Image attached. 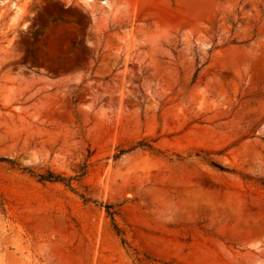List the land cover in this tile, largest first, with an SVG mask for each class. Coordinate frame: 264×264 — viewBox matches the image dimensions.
Wrapping results in <instances>:
<instances>
[{"label": "rangeland", "instance_id": "obj_1", "mask_svg": "<svg viewBox=\"0 0 264 264\" xmlns=\"http://www.w3.org/2000/svg\"><path fill=\"white\" fill-rule=\"evenodd\" d=\"M0 159V264H264V0H0Z\"/></svg>", "mask_w": 264, "mask_h": 264}, {"label": "trees", "instance_id": "obj_2", "mask_svg": "<svg viewBox=\"0 0 264 264\" xmlns=\"http://www.w3.org/2000/svg\"><path fill=\"white\" fill-rule=\"evenodd\" d=\"M6 160L5 159H0V162H3ZM213 166H215L216 168H218L219 170H227L225 169L224 167L220 166V165H217V164H214ZM38 177L43 180V181H59V182H65L66 179L58 176V175H54L53 173L51 172H47L46 174H43V175H38Z\"/></svg>", "mask_w": 264, "mask_h": 264}]
</instances>
